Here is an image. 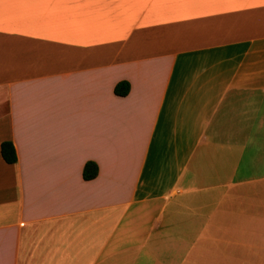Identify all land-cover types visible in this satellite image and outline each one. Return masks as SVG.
<instances>
[{
  "label": "crops",
  "instance_id": "crops-1",
  "mask_svg": "<svg viewBox=\"0 0 264 264\" xmlns=\"http://www.w3.org/2000/svg\"><path fill=\"white\" fill-rule=\"evenodd\" d=\"M0 264H264V0H0Z\"/></svg>",
  "mask_w": 264,
  "mask_h": 264
},
{
  "label": "trees",
  "instance_id": "trees-1",
  "mask_svg": "<svg viewBox=\"0 0 264 264\" xmlns=\"http://www.w3.org/2000/svg\"><path fill=\"white\" fill-rule=\"evenodd\" d=\"M129 90V84L127 82H123L116 86L115 93L119 96H125L129 93ZM1 155L3 159L9 164H14L17 161L16 151L11 142H4L1 145ZM98 172V166L95 163L90 162L86 164L83 170V177L87 181L93 180L97 177Z\"/></svg>",
  "mask_w": 264,
  "mask_h": 264
}]
</instances>
